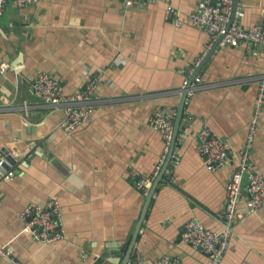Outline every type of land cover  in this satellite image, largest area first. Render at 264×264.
<instances>
[{"label":"crops","instance_id":"crops-1","mask_svg":"<svg viewBox=\"0 0 264 264\" xmlns=\"http://www.w3.org/2000/svg\"><path fill=\"white\" fill-rule=\"evenodd\" d=\"M200 1L7 3L0 59L11 69L0 79V154L9 150L17 163L12 179H0V250L10 254L0 253V264L121 263L148 198L136 182L153 174L164 149L149 120L161 108L179 111L184 80L191 82L209 53V34L189 22L176 24L177 13L184 18ZM238 1L246 26L263 22L264 0ZM263 68L264 49L244 41L219 46L191 82L197 90L186 104L176 162L168 165L173 178L161 180L129 264H153L165 255L207 263L208 255L182 242L181 233L192 219L223 228L227 185L246 149ZM41 72L59 78L66 94L99 78L94 114L76 132L61 128L63 108L38 103L33 84ZM257 125L249 161L264 175V110ZM204 127L232 142L233 161L217 172L198 152ZM50 200L61 204L65 237L46 244L24 230L20 212ZM248 200L245 190L243 217L222 264H264V208L249 214Z\"/></svg>","mask_w":264,"mask_h":264},{"label":"built area","instance_id":"built-area-1","mask_svg":"<svg viewBox=\"0 0 264 264\" xmlns=\"http://www.w3.org/2000/svg\"><path fill=\"white\" fill-rule=\"evenodd\" d=\"M10 0H0V19L4 14L7 3ZM19 7L39 3L40 0H13ZM127 7L136 3H152L155 0H121ZM169 11L175 13L173 7ZM178 12V11H177ZM245 12L243 7L236 4L235 0H201L195 12L186 14L184 18L177 13L176 24L179 26L189 22L202 28L211 36V41L207 44L205 54L209 52L215 44L219 46H236L240 42L248 41L256 48L264 49V20L261 23L246 26L244 23ZM207 55V54H206ZM203 58L198 60L194 67L187 70L190 73L199 67ZM11 69V65L0 59V79L5 77ZM99 78L95 77L87 81L84 88L73 94L64 92L60 79L48 72H41L33 84V92L39 100L38 103L49 106L56 110L63 108L64 118L61 128L72 134L89 122L94 114L96 103L95 95L98 89ZM197 90V84H192L185 79L181 88V93L187 94L186 104ZM31 106L27 101L22 104V109L29 112ZM264 110V68L259 82V91L255 104V115L250 124V131L246 141V149L241 152V156L227 185V202L224 212L223 228L212 230L206 228L200 221L192 219L188 221L181 233V241L200 248L208 255L206 264H222L226 253L231 245L234 229L238 221L243 217L240 213V203L245 197V190L249 200L247 206L249 214L264 208V175L250 164V150L258 127V119ZM178 108H161L154 112L149 120L153 130L162 135L164 149L157 163L154 173L137 180L136 188L145 196L149 195L156 179L164 173L166 182L172 180L174 169L165 168L168 159L176 162V146L171 155L174 140L175 120L178 115ZM188 115H190L188 113ZM189 119V118H188ZM187 119V120H188ZM201 143L198 152L204 165L212 172H217L222 167L232 162V142L230 139H223L212 132L209 127H204L200 133ZM17 159L9 150H3L0 154V179L10 180L14 176L13 168ZM1 201V194H0ZM20 218L23 220L24 230L32 234L43 243L50 244L65 237L63 224L62 207L56 200H50L45 206L36 203H29L21 212ZM0 253L10 257L9 252L4 248ZM86 257V255L84 254ZM15 264H22L14 261ZM136 264H144L143 260ZM153 264H184L177 257L165 255L157 259ZM240 264H253L248 260Z\"/></svg>","mask_w":264,"mask_h":264},{"label":"water","instance_id":"water-1","mask_svg":"<svg viewBox=\"0 0 264 264\" xmlns=\"http://www.w3.org/2000/svg\"><path fill=\"white\" fill-rule=\"evenodd\" d=\"M235 1H236V4H237L238 0H235ZM218 47H219V43L215 44V46L209 51V53L207 54V56H206L205 60L203 61V63L200 65V67L196 70L195 74L192 76L191 82L200 73V71L204 67L205 63L212 57V55L214 54V52L217 50ZM186 99H187V94L184 93L183 99H182V102H181V105H180V108H179L178 116H177V118L175 120L174 140H173L172 151H171V155L170 156H172L174 148H175V146L177 144V139H178V135H179L180 129L183 128L182 127V121H183V118H184V115H185V111H186ZM170 159H171V157L169 158L168 162L166 163L165 168L168 167V165L170 163ZM161 180H162V176H159L156 179V181L154 182V184H153L151 193H150V195L148 196V198L146 200V204H145L144 210H143L141 218H140V220L138 222L135 234L133 235V238H132V240H131V242H130V244L128 246L127 252L125 253L123 258L121 259V263L120 264H129L131 262L132 254H133L134 247L136 245L140 230L143 227V224H144V221H145L146 216L148 214L150 205H151V203L153 201L154 193L157 191ZM132 264H133V262H132Z\"/></svg>","mask_w":264,"mask_h":264},{"label":"bare ground","instance_id":"bare-ground-1","mask_svg":"<svg viewBox=\"0 0 264 264\" xmlns=\"http://www.w3.org/2000/svg\"><path fill=\"white\" fill-rule=\"evenodd\" d=\"M24 112H25V115L28 117L29 116V114H30V112H28V113H26V111L24 110ZM169 160V159H168ZM168 162V161H167ZM170 162H171V159H170ZM207 168V167H206ZM208 169V168H207ZM209 170V169H208ZM210 171V170H209ZM212 172V171H211ZM154 173V172H153ZM160 176H162V179L164 178V173H162ZM152 190V189H151ZM150 193H151V191H150ZM150 193H149V195H150ZM156 193V192H155ZM154 193V194H155ZM144 195V194H143ZM149 195H147V196H145V197H148ZM204 225V224H203ZM139 260H143V259H139ZM138 260V261H139ZM144 261V260H143Z\"/></svg>","mask_w":264,"mask_h":264}]
</instances>
